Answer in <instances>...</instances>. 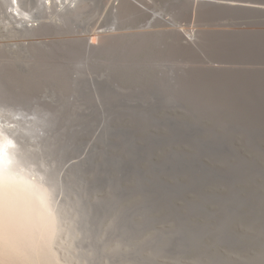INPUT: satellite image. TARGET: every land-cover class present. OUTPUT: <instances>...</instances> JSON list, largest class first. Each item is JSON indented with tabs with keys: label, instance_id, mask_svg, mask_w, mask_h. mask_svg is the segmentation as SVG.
Segmentation results:
<instances>
[{
	"label": "rangeland",
	"instance_id": "obj_1",
	"mask_svg": "<svg viewBox=\"0 0 264 264\" xmlns=\"http://www.w3.org/2000/svg\"><path fill=\"white\" fill-rule=\"evenodd\" d=\"M97 2L86 1L76 26L68 15L57 30L22 5L41 29L22 40L27 45L17 59L0 53V121L26 127L21 140L31 153L19 162L45 183L57 222L48 246L25 264H264V0H132L134 7L123 4L115 15L99 14ZM1 12L0 22L7 21ZM113 23L111 43L89 50V35ZM102 112L111 127L131 128L140 146L168 132L153 118L192 124L202 139L228 151L203 162L227 180L238 176L203 186L216 198L200 200L194 191L172 198L176 211L169 212L179 219L145 208L129 223L116 209L89 216L78 196L63 190L70 176L54 174L49 135L38 122L43 116L63 132L87 123L96 131ZM90 133L79 142H91ZM153 147L154 162L170 148L188 157L193 152L191 141ZM109 197L98 193L91 200ZM197 202L214 216L189 212Z\"/></svg>",
	"mask_w": 264,
	"mask_h": 264
},
{
	"label": "water",
	"instance_id": "obj_2",
	"mask_svg": "<svg viewBox=\"0 0 264 264\" xmlns=\"http://www.w3.org/2000/svg\"><path fill=\"white\" fill-rule=\"evenodd\" d=\"M42 118L38 123L44 126L49 135L48 140L52 147L50 159L55 163L54 174L63 170V177L70 176V181L65 183L67 189L64 186L63 190L70 195L76 194L80 203L86 206L85 210L89 209V216L113 212L116 209L120 220L129 223L138 210L145 208L164 210L165 212H160L162 217L172 216L179 219L182 217L177 212H169L170 209L175 210L172 207V198H179L184 191L196 192L200 200L216 198L205 194L202 191L203 186L226 182L238 176L232 174L227 180L203 162L206 157L223 159L228 151L220 144L202 139L199 136L201 130L187 122H179L169 117L164 121L153 118L154 124L166 125L168 132L165 135L150 136L145 145L140 146L134 139L131 128L111 127V118L104 112L98 117L100 127L96 131L87 123L74 133L70 130L63 132L59 130L55 119L48 118L47 121L46 117ZM89 131L93 135L92 141L79 142L82 134ZM184 141H191L193 144V152L189 157L188 154L170 148L163 160L154 162L151 155L153 146L162 147ZM73 155L79 157L78 162L70 163ZM107 192L110 193L109 198L91 200L94 195ZM135 195H139V203L118 206L117 202H124L126 198ZM201 204H190L193 208L189 212L202 211ZM202 212L206 216H214V212Z\"/></svg>",
	"mask_w": 264,
	"mask_h": 264
},
{
	"label": "bare ground",
	"instance_id": "obj_3",
	"mask_svg": "<svg viewBox=\"0 0 264 264\" xmlns=\"http://www.w3.org/2000/svg\"><path fill=\"white\" fill-rule=\"evenodd\" d=\"M86 1L0 0L1 13L7 20L0 22V53L17 59L19 52H23L22 48L27 45L22 40L41 29L38 28L40 23L32 17L34 15L51 20L45 22V25L47 28L56 30V22L70 15V25H72L70 27L73 28L76 26V19L80 18L81 14H85L83 12L87 7ZM123 4L125 8L133 6L132 0H108L106 5L105 0H98L96 10H99V14L107 11L109 14L115 15L123 8ZM22 5L32 8L33 11L30 12L32 16L23 14L20 10ZM74 14L77 15L76 18L73 17ZM115 26L116 23H113L108 30L91 33L89 35L92 37L91 41L85 42L87 48L89 50L97 48L98 50L111 43L116 35H114ZM26 121L24 123L27 125L31 124L30 121L29 124ZM23 122L21 121L22 124ZM34 125L35 127L31 125L30 128L27 126V129L32 131L31 127L35 128L33 134H36L37 124L34 123ZM21 128L5 124L4 120L0 121V264H25L31 261L39 250L48 246L57 229L55 212L52 210L54 207L52 208L53 204L49 201L48 191L43 188L44 186H41L43 183H40L38 178H32V175H29V172L21 167L20 160L23 157H28V154L31 153L24 150ZM25 128L22 129L26 130ZM36 136L37 139L41 138L40 134H36ZM56 197L58 201L59 195Z\"/></svg>",
	"mask_w": 264,
	"mask_h": 264
}]
</instances>
